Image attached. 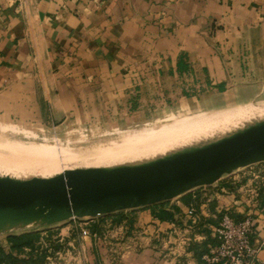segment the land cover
<instances>
[{
	"label": "crops",
	"instance_id": "obj_1",
	"mask_svg": "<svg viewBox=\"0 0 264 264\" xmlns=\"http://www.w3.org/2000/svg\"><path fill=\"white\" fill-rule=\"evenodd\" d=\"M232 82L264 83V0H0L1 122L131 111L182 98L187 83ZM263 179L256 164L127 211L116 238L87 242L85 264H205L226 211H251L262 264L264 196L251 188Z\"/></svg>",
	"mask_w": 264,
	"mask_h": 264
},
{
	"label": "water",
	"instance_id": "obj_2",
	"mask_svg": "<svg viewBox=\"0 0 264 264\" xmlns=\"http://www.w3.org/2000/svg\"><path fill=\"white\" fill-rule=\"evenodd\" d=\"M264 163V120L223 138L138 163L52 176L0 170V234L147 208Z\"/></svg>",
	"mask_w": 264,
	"mask_h": 264
},
{
	"label": "rangeland",
	"instance_id": "obj_3",
	"mask_svg": "<svg viewBox=\"0 0 264 264\" xmlns=\"http://www.w3.org/2000/svg\"><path fill=\"white\" fill-rule=\"evenodd\" d=\"M185 85L187 91L183 93L182 98L168 100L164 105L158 100L140 99L138 108L131 111H107L69 116L63 119L62 116L48 119L44 117L42 122L29 124L28 127L0 121V170L16 172L24 177L51 176L45 171L44 165L38 167L40 163L37 162L44 150L54 154L56 166L57 164L60 167L66 166L68 167H65L66 170L72 167L113 166L119 163L110 162L108 164L105 161L104 165L102 161H96L83 155V149L85 150L88 146L86 150H90L91 146L97 149L104 143L124 139L132 133L143 132L141 130L146 131L174 122H181L209 112L249 105L264 106V83L199 84V87L192 83ZM233 94L237 96L232 97ZM194 97L199 99L203 97V102L194 104ZM36 148L37 150H35ZM79 148L80 150H78ZM96 149L92 148V150ZM75 150L80 152V156ZM66 151L68 152L66 153L67 156L65 155ZM56 152L57 154H55ZM31 156L32 158H30ZM66 157L72 160H68ZM33 158L36 160L34 161ZM29 160H33L36 167ZM41 161L40 159L39 162ZM62 161L63 163H61ZM142 161L145 160H137L131 163ZM24 162L29 169L26 165L25 167L24 164L22 165ZM127 163L130 162L120 164ZM58 166L57 169H60ZM114 215L95 219H73L50 227H30L24 230L1 233L0 243L6 245L7 236L11 234L39 233V253H46V257L40 264H85L86 244L91 238L98 241L100 238L109 240L117 237L114 230L120 224L113 221L112 216ZM96 224L100 226L95 232L93 228H96ZM27 256L28 251L21 255V257Z\"/></svg>",
	"mask_w": 264,
	"mask_h": 264
},
{
	"label": "bare ground",
	"instance_id": "obj_4",
	"mask_svg": "<svg viewBox=\"0 0 264 264\" xmlns=\"http://www.w3.org/2000/svg\"><path fill=\"white\" fill-rule=\"evenodd\" d=\"M260 120H264V106L259 107L249 105L218 112H209L181 122H174L169 125L159 126L146 131L141 130L143 132L137 134L132 133V135H129L124 139L104 143L97 149L91 146L90 150H86L89 146L86 148L84 147L86 151L83 149V155H86L90 159L93 158L96 161H102V164H104L105 161H107L108 164H110V162L120 164L125 162L131 163L137 160L153 159L182 148L196 146L222 138L229 133L239 131ZM92 148L96 150H92ZM35 150H37V148ZM59 150L56 151L60 152ZM78 150H80V148ZM78 150H75V152ZM57 152L55 154H57ZM62 152L64 153V151ZM66 153L68 152L66 151L65 155ZM79 153L77 154L78 156H80ZM40 156L42 161L39 162L40 159L39 161L37 160V163H40L38 167H41L40 165H44L45 171L51 176L66 170V166H61V168L58 164L57 166L60 167V169H57V162H55L56 158L51 152L44 150L41 152ZM30 158H32V156ZM67 159L69 160L71 158ZM72 159H74L73 156ZM33 160L29 161L34 164L36 158L34 161ZM61 163H63V161ZM22 165L25 167V162L22 163ZM34 165V167H36V163ZM26 167L29 169L27 165Z\"/></svg>",
	"mask_w": 264,
	"mask_h": 264
},
{
	"label": "built area",
	"instance_id": "obj_5",
	"mask_svg": "<svg viewBox=\"0 0 264 264\" xmlns=\"http://www.w3.org/2000/svg\"><path fill=\"white\" fill-rule=\"evenodd\" d=\"M253 166L246 168L252 169ZM251 190L255 200L264 196V179L261 183L254 184ZM188 214L194 215L195 209L191 207ZM254 232V217L251 211L241 218H235L230 211L224 212L215 227L216 244L211 245L209 252L204 255L205 264H256Z\"/></svg>",
	"mask_w": 264,
	"mask_h": 264
},
{
	"label": "trees",
	"instance_id": "obj_6",
	"mask_svg": "<svg viewBox=\"0 0 264 264\" xmlns=\"http://www.w3.org/2000/svg\"><path fill=\"white\" fill-rule=\"evenodd\" d=\"M116 224H131V219L125 212H120L112 216ZM99 224L93 231H97ZM40 234L34 232H24L7 236V244L0 243V264H40L46 257V253L39 252ZM28 251L27 257H21ZM42 253V252H41Z\"/></svg>",
	"mask_w": 264,
	"mask_h": 264
}]
</instances>
